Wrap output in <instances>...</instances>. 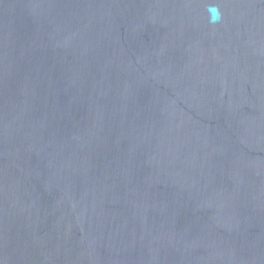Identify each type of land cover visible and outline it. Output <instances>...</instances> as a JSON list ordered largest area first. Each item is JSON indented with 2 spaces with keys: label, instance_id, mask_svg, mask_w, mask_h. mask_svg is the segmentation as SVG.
I'll return each mask as SVG.
<instances>
[{
  "label": "water",
  "instance_id": "water-1",
  "mask_svg": "<svg viewBox=\"0 0 264 264\" xmlns=\"http://www.w3.org/2000/svg\"><path fill=\"white\" fill-rule=\"evenodd\" d=\"M0 264H264V0H0Z\"/></svg>",
  "mask_w": 264,
  "mask_h": 264
},
{
  "label": "clouds",
  "instance_id": "clouds-1",
  "mask_svg": "<svg viewBox=\"0 0 264 264\" xmlns=\"http://www.w3.org/2000/svg\"><path fill=\"white\" fill-rule=\"evenodd\" d=\"M208 13H209V23L216 24L221 21L222 13L218 6L216 5L209 6Z\"/></svg>",
  "mask_w": 264,
  "mask_h": 264
}]
</instances>
